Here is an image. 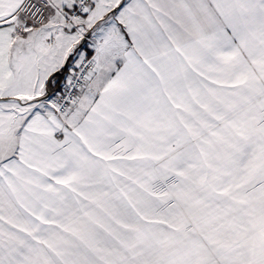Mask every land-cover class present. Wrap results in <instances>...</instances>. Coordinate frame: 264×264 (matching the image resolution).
Wrapping results in <instances>:
<instances>
[{
	"label": "snow or ice",
	"instance_id": "1",
	"mask_svg": "<svg viewBox=\"0 0 264 264\" xmlns=\"http://www.w3.org/2000/svg\"><path fill=\"white\" fill-rule=\"evenodd\" d=\"M0 264H264V0H0Z\"/></svg>",
	"mask_w": 264,
	"mask_h": 264
}]
</instances>
